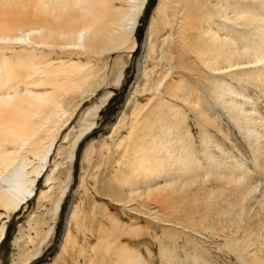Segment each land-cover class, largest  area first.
Returning a JSON list of instances; mask_svg holds the SVG:
<instances>
[{"label":"bare ground","instance_id":"obj_1","mask_svg":"<svg viewBox=\"0 0 264 264\" xmlns=\"http://www.w3.org/2000/svg\"><path fill=\"white\" fill-rule=\"evenodd\" d=\"M146 2L0 0V39L11 40L29 50L26 55L16 54L17 66L3 53L0 58V218L17 212L34 196L33 186L36 179L44 175L53 139L76 108L97 94L106 77L105 71L109 69L111 84H120L125 63L119 64L114 58L108 68L107 60L114 52L134 50V32ZM16 30L21 33L15 34ZM24 34L28 36L27 41L23 39ZM143 46L137 79L144 78L147 84L150 70L144 67L147 61L151 62V71L155 68L156 75L150 88L154 93L140 107L132 97L128 98L118 123L114 124L113 129L128 124V132L124 143L121 140L116 143L121 147V155L109 172L107 191L114 197L120 196L122 191L129 196L142 197L170 189L174 196L188 191L190 196L196 197L197 191L193 193L187 187L200 185L212 176L215 180L232 182L236 187L234 200L224 198V201L230 210L238 209V216L248 200L256 201L264 209V180H259L264 174L252 172L244 161L233 163L232 156L204 127L214 125L219 130L216 117L210 116L214 105L235 126L249 151L256 156L254 168L264 171V0H158L148 21ZM26 58L34 61L28 65ZM20 79L26 80V86H44L51 91L34 93L26 87L20 92L17 87ZM249 89L260 93L253 92L252 97ZM111 95V91H107L96 104L87 106L80 115L83 124L78 131L73 136L63 137L66 145H61L59 150L64 162L71 165L74 161L77 146L93 131L95 119ZM70 107L73 111L64 119ZM184 108L199 126L203 162L192 148ZM47 136L52 140L46 145ZM211 147L219 149V156L210 151ZM61 166L62 161L54 164L45 179L49 189L39 196L51 202L52 206L46 211L52 219L59 213L67 188L61 187L54 174ZM71 172L69 166L67 182L71 181ZM57 188L60 195L55 198L53 192ZM214 192L208 189L204 192L205 198L211 201ZM193 202H197V197ZM74 214L72 211L70 218ZM189 216L185 215L188 221ZM40 222L37 220L36 226ZM38 228H34L35 236H29L34 249L19 264H29L40 257L54 234V224L48 225L44 232ZM120 228L128 229L127 226ZM4 236L5 224H2L0 243ZM70 241L66 231L56 258ZM107 241L108 246L115 243ZM242 248V251L247 249ZM111 251L115 256L114 264H145L140 255L125 244ZM249 254L251 256V252Z\"/></svg>","mask_w":264,"mask_h":264},{"label":"rangeland","instance_id":"obj_2","mask_svg":"<svg viewBox=\"0 0 264 264\" xmlns=\"http://www.w3.org/2000/svg\"><path fill=\"white\" fill-rule=\"evenodd\" d=\"M157 1L147 0L145 8L138 19L134 32L136 39L134 50L131 52H128L129 50L114 52L107 60L108 68L111 66L110 61L114 58L118 59L119 64L125 63L124 76L120 84L117 86L111 84L110 79L112 76L109 73V69L105 71L106 77L97 94L76 108L70 115V119L64 123V126L53 139L51 154L46 159L44 175L36 179L33 186L34 196H30L29 201L17 212L10 214L4 219L0 218V226L5 224V236L0 243V264L21 263L34 249L33 242L29 238V236L33 237L36 235L34 228L39 227L44 232L47 226L52 224H54L53 236L44 246L40 257L29 264H114L115 256L111 249L121 244L134 249L143 262L145 261V264H254L255 260L257 264H264V209H261L256 201L251 200L253 201L251 202L248 200L241 208L239 216L237 214L238 209L230 210L224 198L231 199L230 201L234 200V188L236 187L233 186L232 182L230 184L227 181L226 183L225 180H215L211 176L201 182L200 185L196 184L192 187H187L193 193L197 191V202H193L196 197L190 196L188 191L182 192L183 194L180 192L174 196L171 191L169 192L170 189H164L162 190L164 193H159L158 191L150 195L146 194L144 195L145 197L129 196L126 191H122L120 196L123 198L120 196L114 197L107 191L108 175L112 172L113 167L116 166V160L121 155V147L116 145V143L120 140L124 143L128 132V124H120L113 129L114 124L118 123V116L120 112L124 111L128 98L132 97L131 99L135 101V105L140 107L144 106L149 96L151 97L154 93V90H150L153 79L156 76L155 68L153 72L151 71L153 69L152 63L147 61L148 64H145L144 67L145 70H150V77L147 78L149 89L144 82V78L137 79V66L145 49L143 42L146 37L148 21ZM18 31H14L16 32L15 34L21 33ZM23 39L27 41L28 36L24 34ZM0 41V46L2 45L0 47V58L2 53L6 58L10 57L13 66H17V61L14 59L17 56L16 54L24 53L26 55L29 52L27 47L24 49L23 45L13 43L11 40L0 39ZM25 61L30 64L34 59L29 61L26 58ZM34 77H37V75H34ZM24 82L26 80L20 79L17 85L20 92H24L26 87L27 90L34 93L37 91H51L49 87L26 86ZM135 85L138 86L137 89ZM107 91H111L112 95L95 119L96 125L93 131L77 146L74 161L69 165V162L62 160V150H59L61 145H66L63 143V137L67 134L73 136L78 131L83 124L80 119L82 111L87 106L96 104L100 96ZM133 91L135 92L133 93ZM247 91L249 95L254 97L252 94L253 90L249 89ZM258 92L257 90L254 93ZM211 107L210 116L216 117L217 125L216 123L215 125L219 127V130L214 125L204 126L208 130L209 135L214 136L216 142L232 156L233 159L231 160L233 163L235 161H244L252 172L257 175L264 174V171L259 167L254 168L256 156L252 151H249L247 143L235 126L218 108L214 107V105ZM183 110L187 113L188 129L193 139L192 148L195 150L196 155L199 156V159L202 160L199 149L202 136L199 134V126L189 110L186 108ZM72 111L73 108L70 107L67 113L63 115L64 119ZM51 140V137L47 136L45 139L46 145ZM88 146L91 147L88 149ZM86 149H88L87 154H85ZM218 150L217 147H211L210 149L216 156L221 153ZM60 161H62V166L54 174L56 173L58 182H61V187L65 188L67 186L61 204L64 211L62 212L60 207L59 213L52 219V215L46 211L52 206L50 205L51 202L47 199H40L39 196L42 191L49 189L46 185V176L54 168V164ZM69 166L72 176L71 181L67 182L65 177ZM259 180H264V176H260ZM208 189L215 191L211 196V201L205 198L206 193L204 192H207ZM58 194L60 195L59 189H54L53 195L55 198ZM158 194H165L163 196L167 200L165 198L162 199V195L159 196ZM207 196L209 199V193ZM191 198H193V201ZM160 199L165 203L162 204ZM204 199L209 204H206L208 203L207 201L202 202ZM171 201L175 202L174 205H172ZM159 204L163 206H159ZM177 204L181 207H178ZM185 204L188 207L190 206V208ZM72 207V211L75 214L70 218L72 212L70 209ZM176 208H179V210ZM175 209L178 210L176 211L177 214L174 211ZM184 212L185 214L182 216ZM185 215H190L189 217L192 221L185 219ZM37 220L41 221L39 226H36ZM123 226H127L128 229H121L120 227ZM115 228L118 229L115 230ZM66 231L71 241L65 251L61 252L60 256L56 258ZM249 231L251 234L248 233ZM107 240L115 241V243L108 246ZM241 240L243 242L247 240V242L244 244ZM105 247L107 251L109 250L108 253ZM242 247L247 249L242 251ZM246 250L248 251L246 252ZM250 252L253 257L250 256ZM253 258L254 260H252Z\"/></svg>","mask_w":264,"mask_h":264},{"label":"water","instance_id":"obj_3","mask_svg":"<svg viewBox=\"0 0 264 264\" xmlns=\"http://www.w3.org/2000/svg\"><path fill=\"white\" fill-rule=\"evenodd\" d=\"M61 211H62V212L64 211V208H63V207H61ZM56 243H58V242L56 241Z\"/></svg>","mask_w":264,"mask_h":264}]
</instances>
